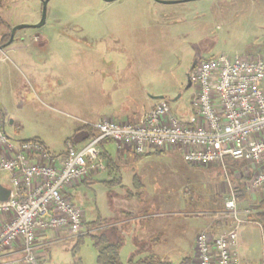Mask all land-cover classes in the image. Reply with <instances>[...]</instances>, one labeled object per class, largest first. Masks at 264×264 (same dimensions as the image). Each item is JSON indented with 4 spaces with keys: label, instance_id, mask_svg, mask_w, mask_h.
<instances>
[{
    "label": "rangeland",
    "instance_id": "rangeland-1",
    "mask_svg": "<svg viewBox=\"0 0 264 264\" xmlns=\"http://www.w3.org/2000/svg\"><path fill=\"white\" fill-rule=\"evenodd\" d=\"M42 5L43 0H0V38L6 40L10 35V42L15 27L32 26L16 32L11 49L0 61V112L15 143L40 136L59 152L83 120L115 111L105 107L111 102L112 84H140L147 98L166 97L172 112L189 122L194 115L195 87L185 88L195 59L198 64L222 54L230 58L264 57V0L171 4L155 0H50L46 23L35 28L42 19ZM178 96L179 100L172 102ZM180 156L178 152L139 158L148 165L146 195L123 207L146 216L154 230L173 227V233L180 236V249L186 253L191 237L203 229L208 214L225 212L232 188H245V192L248 188L242 201L238 200L242 212L252 210L254 214L264 198L250 186L254 173L249 165L240 172L233 168L228 180L223 172L217 175L209 170L212 166L190 167ZM6 180L9 175L0 172V183ZM79 192L81 195L73 193V202L82 209L86 221L100 215L97 222L103 223L111 212L109 200L99 188L82 187ZM224 217L219 215L222 221ZM253 227L252 240H256L252 247L261 253V231ZM64 236L67 240L50 239L44 264H100L91 234L69 237L64 232ZM135 239L136 233H125L120 264L143 259L134 255ZM164 252L175 257L173 248Z\"/></svg>",
    "mask_w": 264,
    "mask_h": 264
},
{
    "label": "built area",
    "instance_id": "built-area-1",
    "mask_svg": "<svg viewBox=\"0 0 264 264\" xmlns=\"http://www.w3.org/2000/svg\"><path fill=\"white\" fill-rule=\"evenodd\" d=\"M191 81V121H181L163 99L138 122H84L97 136L80 150L68 143L61 155L38 141L12 142L0 112V172L10 182L8 199L0 202V264H44L40 234H83L85 214L64 192L106 168L100 150L105 139L139 156L148 150L180 151L187 164L219 166L228 180L227 161L246 162L254 171L251 188L264 196V57L202 59ZM231 193L224 215L233 225L217 236H197L195 264H242L239 230L253 211H240L233 188ZM11 250L18 257L3 259Z\"/></svg>",
    "mask_w": 264,
    "mask_h": 264
},
{
    "label": "crops",
    "instance_id": "crops-1",
    "mask_svg": "<svg viewBox=\"0 0 264 264\" xmlns=\"http://www.w3.org/2000/svg\"><path fill=\"white\" fill-rule=\"evenodd\" d=\"M9 46H7L0 52V61L2 58V54L7 53L11 49V47ZM140 86V84H112V86L109 88L111 102L108 103L105 107L107 108L111 106L115 111L113 112L112 110L105 109V114L94 115L96 117L83 120L80 125L78 124L74 128L71 137L64 141V145L62 147L63 149L59 150V152L51 149V146L48 145V143H46V141H44L40 136L35 138L39 139L50 152L61 155L66 152L68 143H71L77 150H80L89 142V140L93 139L92 133L94 129L89 130V128H86L84 122L92 124L102 118L107 119L106 117H109L111 120L115 119L117 120L116 122H138L157 104V102L154 103L153 100H159L157 98L160 97H154V95H151L149 96V98H147L146 93H144L143 89H141ZM130 89H135L136 93L135 91H133L134 93L132 94L130 92ZM164 99H166V97H164ZM17 127L19 128L20 126ZM100 150L102 157H105L106 159V168L102 171L93 172L92 175L87 178L88 180L86 179L77 182L64 192V194L73 201V193H76L75 195L80 193L81 195V192H79V190L81 191L82 187H91L94 189L99 188L102 194L105 196L106 200H109V202L112 204L111 212L107 217H103V220H105L102 221L103 223L97 222L101 217L100 215H97V217L91 222H88L85 219V224L88 227L94 229L84 230L82 236L86 234H96L97 232H100L102 230H109L110 228H113L117 230V232L115 234H111V241L116 242L118 237H121L124 240L126 232H128L130 235L136 233L135 241L137 246L135 247L136 249L134 255L136 254L143 259L139 262H134V264H143L144 260H147V258H149L150 256L159 259L160 264H173V262H176V264H195L197 236L202 232H208L213 236H217L229 230L233 225V222L228 217L225 218L226 216L224 215V213L222 214L221 211L209 213L208 215H210V217H207L209 219L206 220L203 229L201 231H198L191 237L189 243V251L185 253L180 249V236L179 234L175 235L173 233V227L171 228V226L169 225V227L167 226L166 228H162L161 230L160 227L154 230L152 226L147 224L146 216L133 214L123 207L128 202L131 203L133 201L143 200L144 198L142 197V195L144 193L146 195L147 188L145 182L148 180L149 176L148 165L139 158L148 156L152 158L154 155L158 154H172L178 152L179 154H181V152L177 150H148L144 155L139 156L131 151L119 148L114 142L107 140L101 142ZM133 157H135L136 159H134ZM226 165L228 175H232L233 168L235 169V171L240 172L245 165L249 164H247L246 162H236L228 160ZM189 166L192 167L191 165ZM209 170L215 171L217 175L219 174L218 171L220 173L223 172L222 168L216 165H213ZM251 172L254 173L252 167ZM242 179L247 180L246 177L243 178V176ZM237 181L238 180L235 179V184H238ZM249 183H251V181ZM0 188L9 190V180L1 182ZM240 190L243 194H246L245 188H240ZM246 191H248V188H246ZM261 197L264 198V196ZM115 204L117 205L116 207H114ZM219 215L225 216V222L220 220ZM95 221L99 225L104 224L107 226L98 228L99 225H94L96 223ZM224 223L227 228H224ZM253 226H257L260 229L261 238L263 239V231L261 227L256 223L249 222L248 224L246 223V225H243L240 228L238 254L240 256L242 264H262L264 259V243H262L261 246V253H259V250L255 251L252 247L253 241L256 240L254 237L252 240V234L255 231V228ZM154 232H157V234H154ZM256 236L258 240L259 236L257 234ZM54 237H61L62 239L68 238V236H64L63 231H48L44 234L39 235V253L42 259H45L44 251L46 250V246L50 244V239ZM169 248H173V250H175V257H170L169 255H166L165 252L163 253V249L166 250ZM16 254L18 253L15 250H11L4 254L2 258L9 260L14 257H18V255ZM185 260L187 262L183 263Z\"/></svg>",
    "mask_w": 264,
    "mask_h": 264
},
{
    "label": "trees",
    "instance_id": "trees-1",
    "mask_svg": "<svg viewBox=\"0 0 264 264\" xmlns=\"http://www.w3.org/2000/svg\"><path fill=\"white\" fill-rule=\"evenodd\" d=\"M160 1H179V2H181L184 0H160ZM181 3H183V2H181ZM9 36L6 40H9ZM86 128H89V130L93 129L90 126H86ZM95 132L96 131L93 130L92 138H95L97 136V133H95ZM106 140L111 141L110 139H105V141ZM23 141H38V142L42 143L37 138H33L31 140H23ZM104 160H106L105 157H104ZM233 191H234L237 199L239 200V202L242 201L244 194L241 192V190L238 189V187L237 188L234 187ZM248 219H249V222H251V223H257V224L261 225L263 233H264V199L259 201L257 211H255L254 214L250 215L248 217ZM97 225H99V224H97ZM104 226H107V225L100 224L98 226V228L99 227L102 228ZM86 228L88 230L94 229V228L88 227L87 225H86ZM116 232H117V230L110 228L109 230H102L100 232H97L96 234H91L95 240L94 245L97 246L98 251H99L98 258H97L98 263H100V264H120L119 250H120L121 245L123 243V239L121 237H118L116 242L111 241V234L112 233L115 234ZM186 262L187 261L185 260L183 263H186ZM143 264H160V260L153 257V256H150L149 258H147V260H144ZM262 264H264V259H263Z\"/></svg>",
    "mask_w": 264,
    "mask_h": 264
},
{
    "label": "water",
    "instance_id": "water-1",
    "mask_svg": "<svg viewBox=\"0 0 264 264\" xmlns=\"http://www.w3.org/2000/svg\"><path fill=\"white\" fill-rule=\"evenodd\" d=\"M104 1L107 2V3H110V2L117 1V0H104ZM155 1L160 2V3H164V4L179 3V1H160V0H155ZM189 1H192V0H184V1H181V2H189ZM49 2H50V0H43V5H42V19H41V22L38 25H35L33 27L40 28V27H42L46 23L47 6H48V3ZM30 27H32V26L21 25V26L15 27L12 30L10 42H8L4 46V48H6L7 46H9L11 44V42L14 40V36H15V34H16V32L18 30H20V29H26V28H30ZM196 65H197V60L195 59L194 62H193V64H192V66H191V68H190L189 73L187 74V83L188 84H187L185 90H188V89H190L192 87L191 73L194 71ZM179 98H180V96H178L177 98H175L172 102L178 101ZM157 99L163 100L164 97L160 96ZM9 194H10V189L9 190H4V189L0 188V202L6 201L8 199Z\"/></svg>",
    "mask_w": 264,
    "mask_h": 264
},
{
    "label": "flooded vegetation",
    "instance_id": "flooded-vegetation-1",
    "mask_svg": "<svg viewBox=\"0 0 264 264\" xmlns=\"http://www.w3.org/2000/svg\"><path fill=\"white\" fill-rule=\"evenodd\" d=\"M8 43V40H5L4 38H0V52L5 49L4 46ZM197 66V65H196ZM196 68V67H195ZM195 70V69H194Z\"/></svg>",
    "mask_w": 264,
    "mask_h": 264
},
{
    "label": "bare ground",
    "instance_id": "bare-ground-1",
    "mask_svg": "<svg viewBox=\"0 0 264 264\" xmlns=\"http://www.w3.org/2000/svg\"><path fill=\"white\" fill-rule=\"evenodd\" d=\"M88 180V179H87ZM246 183V182H245ZM247 192V191H246ZM263 198V197H262ZM67 240V239H66Z\"/></svg>",
    "mask_w": 264,
    "mask_h": 264
}]
</instances>
